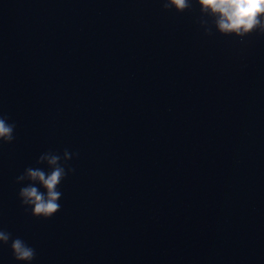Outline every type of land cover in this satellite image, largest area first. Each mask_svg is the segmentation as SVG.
I'll use <instances>...</instances> for the list:
<instances>
[{
  "label": "clouds",
  "instance_id": "9594fccd",
  "mask_svg": "<svg viewBox=\"0 0 264 264\" xmlns=\"http://www.w3.org/2000/svg\"><path fill=\"white\" fill-rule=\"evenodd\" d=\"M200 10L199 24L204 28L206 35H212V28L224 36L244 38L254 32L264 34V0H196ZM192 0H163L164 10L174 9L183 13L192 8ZM207 18V19H206ZM210 21V23H209ZM14 122L0 113V145L10 144L15 140ZM78 152L64 149L63 153L46 151L39 155L37 165H46L47 170L41 167H27L16 177L17 184H24L18 192V198L25 211L35 218L51 219L61 209L58 203L62 197L59 190L61 183L69 174L75 172L69 161L78 157ZM13 258L24 264H31L36 258V250L23 239L13 238L12 234L0 229V245H8Z\"/></svg>",
  "mask_w": 264,
  "mask_h": 264
}]
</instances>
